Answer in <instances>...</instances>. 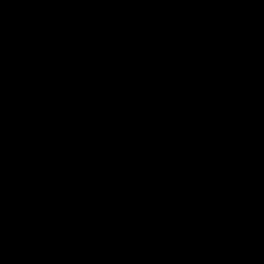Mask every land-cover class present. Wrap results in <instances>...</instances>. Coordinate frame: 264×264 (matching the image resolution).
I'll return each mask as SVG.
<instances>
[{"label": "water", "instance_id": "95a60500", "mask_svg": "<svg viewBox=\"0 0 264 264\" xmlns=\"http://www.w3.org/2000/svg\"><path fill=\"white\" fill-rule=\"evenodd\" d=\"M0 264H264V0H0Z\"/></svg>", "mask_w": 264, "mask_h": 264}]
</instances>
